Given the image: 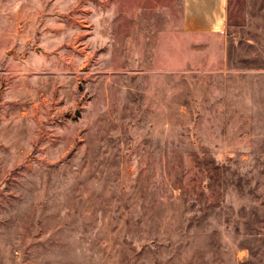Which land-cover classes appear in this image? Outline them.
Wrapping results in <instances>:
<instances>
[{"label":"rangeland","instance_id":"1","mask_svg":"<svg viewBox=\"0 0 264 264\" xmlns=\"http://www.w3.org/2000/svg\"><path fill=\"white\" fill-rule=\"evenodd\" d=\"M0 264H264V0H0Z\"/></svg>","mask_w":264,"mask_h":264},{"label":"crops","instance_id":"2","mask_svg":"<svg viewBox=\"0 0 264 264\" xmlns=\"http://www.w3.org/2000/svg\"><path fill=\"white\" fill-rule=\"evenodd\" d=\"M228 0H184L188 30L217 31L225 26Z\"/></svg>","mask_w":264,"mask_h":264}]
</instances>
